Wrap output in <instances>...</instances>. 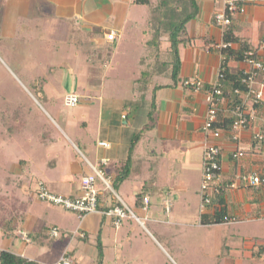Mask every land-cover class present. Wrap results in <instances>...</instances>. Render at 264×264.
Listing matches in <instances>:
<instances>
[{
  "label": "crops",
  "instance_id": "obj_1",
  "mask_svg": "<svg viewBox=\"0 0 264 264\" xmlns=\"http://www.w3.org/2000/svg\"><path fill=\"white\" fill-rule=\"evenodd\" d=\"M225 1L198 0L199 14L187 24L191 43L180 47L182 79L198 78L207 85L214 81L222 56L210 47L222 40L223 32L213 23V14L223 7ZM239 1L240 10L233 13V33L256 47L264 36V0ZM141 6L132 4L131 0H0V60L14 71L27 73L24 61L28 59L32 64L35 63L29 56H51L52 52L61 49L60 46L64 48V44L75 48L80 41L86 40L83 45L87 49V53L79 52L81 55L74 51L66 61L67 69L63 67L65 62L57 63L53 69H48L47 64L46 72L62 73L59 78L55 74L52 76V82H59L58 85H51V79L47 76L43 77L45 80L41 85L43 101L51 107V112L41 107L52 124H47L43 117L35 118L36 114L20 105L17 106L22 110L26 123L20 130L13 131L4 122L10 120L6 114V111L11 113L10 109L3 111L0 116V125L3 130H7L8 140L25 139V129L32 125L36 133L31 139L41 145H54L53 157L56 158L38 167L41 169L40 174L31 168L30 159L24 156H16L8 162V173L11 174L8 180L14 179L10 182L22 192L19 197L13 198L17 203L21 200L23 206L21 208V204L12 203L8 216L1 223L12 219L10 226L15 228L14 232L3 235L17 238L20 243L15 249H10L6 248L8 241L4 240L0 249L42 264H56L62 251L69 248L76 264H96V243L100 232L102 264H132L127 259L119 261L123 256L119 249L122 237L128 236L129 231L123 227V223L129 217L116 227L112 218L101 212L118 203L116 195L133 212L136 221L142 224L141 218L132 208L145 220H150L153 226L156 222L168 223L170 214L177 210L181 209L185 214L191 196L194 197L197 218L213 210L219 199L218 194H221L227 214L236 218L228 222L255 221L264 217V189H255L236 181L240 174L264 171V96L257 109V118L240 130L236 140H232L229 132L222 131L219 138H213L203 130L208 110L203 89L192 90L181 85L159 88L156 91L155 126L145 130L135 142L131 151L129 175L116 189L120 194L110 186L117 168L128 155L134 132L147 121V106L138 103V100L142 103L149 99L150 93L140 99V93L134 90V80L139 75L140 66L148 62V56L142 53L148 37L144 32L147 19L141 26L138 25V8ZM110 30L116 32L112 42L105 38ZM231 47L236 48L238 44L232 43ZM84 54L87 57H83ZM17 55L22 56L20 62H17ZM150 56L155 67V58ZM229 65L233 70L243 67L241 61L230 62ZM155 82L169 83L168 74L165 71L163 74L156 72L151 82H148V88H152ZM52 88L56 90L52 92ZM63 88L67 91L64 92ZM66 94L76 95L81 104L75 105L76 110L64 113L59 109L57 113L59 98H65ZM6 106L14 109L9 101H3L0 110ZM52 109L56 110L58 117H55L59 120L53 117ZM71 119L85 132L83 130L80 134L72 129ZM47 126L52 129L47 130ZM1 128L0 134L4 136L5 131H1ZM43 130H46V134L42 133ZM89 130L93 132L95 145L92 140L83 137V133ZM258 133L262 134L261 139L255 137ZM99 140L108 141L110 147L98 146ZM209 142L220 147V174L213 183L214 189L209 192L211 203L202 206L200 185L203 156L205 144ZM76 143L84 144L88 154H83ZM236 150L243 151L244 155L234 158L232 152ZM102 158L106 159L105 163L101 161ZM90 164L104 171L111 187L96 179L98 212L86 214L78 219L77 224L66 216L71 210L44 203L36 197L37 181H42L53 193L69 197L79 195L80 178L92 173ZM230 182H236L237 186L228 187ZM140 193L148 197L147 203L137 200ZM169 203V209H166ZM217 224L224 223L200 225L210 227ZM52 226L58 228L59 236L56 239L50 237L48 229V238L55 239L50 243L43 239L39 243L32 242L30 238L27 242L22 239L23 234L29 236L32 232ZM76 230L83 232L84 237L74 234ZM263 238L251 236L247 239V245H241L242 254H231L237 264L244 258L250 264L258 261L264 263ZM26 243H34L38 249L27 255Z\"/></svg>",
  "mask_w": 264,
  "mask_h": 264
},
{
  "label": "rangeland",
  "instance_id": "obj_2",
  "mask_svg": "<svg viewBox=\"0 0 264 264\" xmlns=\"http://www.w3.org/2000/svg\"><path fill=\"white\" fill-rule=\"evenodd\" d=\"M155 3V1H153ZM139 11V23L138 25L141 26L143 22L147 19L146 23L150 20L151 15V8L148 6H141L138 8ZM144 15V16H143ZM143 16V18H141ZM135 26V25H134ZM80 40H76V42H79ZM86 43V40L80 41L79 45L76 44L75 48H70V45L64 44V48L61 47L60 50H57L56 52H52L53 55L48 56L45 54V56H40L34 54L33 56H29L28 58L32 61H35L34 64L31 63L28 59L24 61L26 64L25 71H28L27 73L14 71L9 66H6L1 60H0V106L2 105L3 101H9L10 104H13L14 106L20 105L24 107L28 112H32L35 115V118L39 119L40 117H43L44 121L47 122V124H52V120L47 116L46 112L44 111V107L48 112L50 110V106L44 103L43 99L44 96L42 95V88L39 87V89H34L32 87V84L29 80V75L37 74L39 77L47 76L51 79L50 84H59V82H52V76L54 74L56 75V78L61 77V72H54L49 73L46 72L47 64L48 69H53L57 63L62 64L61 62H65L71 58L70 55L73 54L74 51L85 52L87 53L86 47L83 45ZM166 47V43H162V48ZM142 53L144 55L148 56V65L147 63L140 66V72L141 71H148V74L154 76L156 72L153 73L154 63L152 62V58L150 56V50L149 48L142 49ZM80 54V53H79ZM82 54V53H81ZM80 54V55H81ZM79 56V55H78ZM83 57H87V55H82ZM17 62L21 60L22 56L17 55L16 56ZM64 63V64H65ZM63 64V67L65 69L68 68V64ZM140 72L139 75L140 76ZM27 74V75H26ZM147 74V75H148ZM67 75V74H65ZM35 76V75H34ZM159 78V77H158ZM149 79V76H146L144 78ZM160 81H164V79L159 78ZM58 80V79H57ZM55 81V80H53ZM46 90V89H45ZM56 90L55 88H52V92ZM63 91L66 92L67 89L63 88ZM142 93V92H141ZM44 94V93H43ZM148 95V92L145 90L144 95ZM140 95V94H139ZM58 101V99H57ZM78 98L74 105H66L64 96L59 98V101L56 105L57 107V113L60 109V112L65 111L66 113L69 110H76L75 105L78 104ZM43 108H42V107ZM12 110L11 107H4L2 110H0V116L2 115V112L5 110ZM15 110V108H14ZM16 112L13 113L14 117L17 115L19 116V108L18 110H15ZM27 112V113H28ZM22 113V110H21ZM52 113L54 114L53 117L56 120H59L57 118L56 110L52 109ZM70 113V112H69ZM7 117L10 116L11 113L7 112ZM12 115V114H11ZM57 116V117H55ZM79 116H83L82 114H79ZM5 117V116H3ZM20 117V116H19ZM33 118V117H32ZM16 120H19V118H15ZM47 120L51 121L49 123ZM61 120V119H60ZM78 120L82 121V118H79ZM4 122L7 124V121L4 120ZM71 128L76 129L78 133H82L84 128L78 125L77 122L74 119H71ZM80 123V122H79ZM1 124V121H0ZM55 127L56 126H53ZM1 128V125H0ZM54 128V129H55ZM4 128H1V131H5V134H0V246L3 245L4 240L5 242L8 241V245L6 248H12L15 249L16 246H18V243H20L17 238H12L11 236L4 237L3 231H2V224L1 221L3 218H6L8 216V212L11 209V204H21V208L23 206V203H21V200L17 201L14 200V196L19 197V195L22 194V192L15 187L16 184L13 182H10L14 179L8 180V176L11 175L8 173V162L10 160H13L16 156H24L25 159H30L31 168L34 169L37 174H40L41 169H38V167L44 166V162L48 161L51 162V160H56L55 157H53V150L55 148L52 144H39L35 142L32 138V135L36 133V130L33 129L32 125L28 126L27 130L25 129V132L27 131V135L25 139H7V130H3ZM48 130V128L46 127ZM57 130V128H56ZM54 131V130H53ZM85 132V130H84ZM42 133L46 134V130H43ZM83 137H87L88 140H92L95 145V141L93 139V132L88 131L86 134L83 133ZM77 147L83 154H88L85 151V145L76 143ZM74 152L76 153L75 149ZM46 154L52 155L51 157H47ZM74 155V154H73ZM78 156L81 158L80 153ZM78 157V159H80ZM43 169V168H42ZM13 175V174H12ZM81 181V178H80ZM39 182V181H37ZM116 193L120 194L117 190ZM37 197V196H36ZM39 200V199H38ZM41 201V200H39ZM44 203H47L45 201H42ZM173 203V202H172ZM173 205V204H172ZM155 206V205H154ZM175 209V208H174ZM132 210L137 214L142 221V224H140L138 221H136L133 217H129L128 219H125L123 223V227L128 229V236H123L122 238V244L120 246V250H122V258L119 259H127L132 264H237V262L232 257L231 254H242L241 252V245H247V239L251 236H257V237H264V217L260 218L259 220L251 221V220H245L240 221L239 223L234 222H228L224 224H217L213 226H201L200 220L197 218V212L196 206L194 202V197L191 196L189 200V208L188 211L184 214V212L180 210H177V212H172L169 216V222H156L153 226L151 224L150 220H145L142 215H139L138 212L132 208ZM74 212L68 211L66 216L73 220L75 223L78 222V217ZM151 215V214H149ZM196 216V217H195ZM157 226L159 229H157ZM78 233L79 230H76L74 234ZM124 233V232H123ZM59 236V231L57 232L56 237ZM80 236V235H79ZM56 237H54L56 239ZM52 239V240H55ZM59 238H57L58 240ZM72 239V238H71ZM264 239V238H263ZM22 244V242H21ZM27 244V243H26ZM34 244V243H33ZM33 244H27V255H31L33 252H35L37 248ZM68 246V245H67ZM47 249V248H44ZM43 249V250H44ZM67 251H69V248H66ZM64 249V251L66 250ZM18 250V249H17ZM235 253H233V251ZM46 251V250H45ZM62 251V253L64 252ZM61 253V254H62ZM59 255V257L61 256ZM126 256V257H125ZM58 257V259H59ZM248 259L244 258L241 261L238 262V264H250L248 263ZM257 264H264L261 261L256 262ZM252 263V264H256Z\"/></svg>",
  "mask_w": 264,
  "mask_h": 264
},
{
  "label": "trees",
  "instance_id": "obj_3",
  "mask_svg": "<svg viewBox=\"0 0 264 264\" xmlns=\"http://www.w3.org/2000/svg\"><path fill=\"white\" fill-rule=\"evenodd\" d=\"M155 1V3H153ZM238 7L241 6V1L235 0ZM132 4H138L151 8L150 20L147 24V29L144 31L147 33V40L145 45L149 48L150 55L155 58V67L153 72H160L163 74V71L168 74L169 83L161 84L156 83L152 88H148V82H151L150 75L148 71H141L140 76L134 80V90L138 91L141 96L144 95V91L150 93L149 99L138 103L144 104L147 106L146 114L147 121L144 126L134 132V136L131 139L128 148V155L124 159L123 163L117 168V172L114 175V178L110 182V186L116 190L119 183L127 178L130 172V162H131V151L134 147L135 142L140 136L145 132L155 126L157 120V98L156 91L163 86H176L181 85L185 88L192 90H201L204 86L207 87V84H203V87L196 89L194 86H184L183 81L180 76V47L189 45L191 43V37L188 35L187 24L197 17L200 11V6L198 0H131ZM232 22L223 32V41L237 43L238 47H225V48H216L214 45L210 48H214L221 56L218 70L219 77L218 82L220 88L222 89V98L217 103L218 114L217 122H215V127L224 132H229L231 129L232 120L234 116L231 113L232 108H234L241 100L240 95L234 92V89L244 88V83L242 82L243 72L242 69L233 70L229 65L230 62L241 61L244 57V53L247 50L253 49L256 51L255 47L250 46L246 41L240 39L237 35L233 33V14H231ZM166 43V47L162 48V43ZM163 65V66H162ZM159 67V68H158ZM164 67V68H162ZM155 70V71H154ZM148 74V75H147ZM29 80L31 81L32 87L34 89H39L44 82L43 77H36L34 75H29ZM149 76V79L144 78ZM152 77V75H151ZM142 92V93H141ZM223 99V100H222ZM259 107V106H258ZM257 107V108H258ZM15 110H18V106H14ZM13 108L10 110L11 114L9 116L10 120L7 121L8 128L11 130H20L25 126V120L22 117L21 110L19 109V116L13 115L15 111ZM19 118L16 120L15 118ZM48 127V126H47ZM48 129H52L50 126ZM230 133V132H229ZM45 137V136H43ZM42 137V138H43ZM215 180L210 182L208 194L213 188V183ZM38 184V183H37ZM229 185V183H228ZM229 187V186H228ZM37 188V187H36ZM214 189V188H213ZM145 196L143 193L137 195V200L140 202ZM219 199H217L216 204H214L213 210L211 212L202 213L199 217L200 224H216V223H226L231 219L236 220L234 216L228 215L226 208L223 205L221 194H218ZM38 198V197H37ZM39 199V198H38ZM211 199V195H210ZM40 200V199H39ZM48 203V202H47ZM211 203V200L210 202ZM208 203V204H209ZM51 204V203H50ZM207 204V205H208ZM54 205V204H53ZM60 206V205H59ZM12 220V219H11ZM11 220L3 223V233L14 232L15 228L11 227ZM53 227V226H52ZM48 227L37 232H32L28 236L30 240L34 243H39L42 239L47 243L52 241L51 238H48L47 232ZM5 236V235H4ZM82 238V237H81ZM96 248L98 251V259L96 264H102V243L100 241V232L97 235ZM261 253V252H260ZM69 254L72 255V252L69 251ZM0 264H42L33 259H29L25 256L15 254L9 250L0 249Z\"/></svg>",
  "mask_w": 264,
  "mask_h": 264
},
{
  "label": "built area",
  "instance_id": "obj_4",
  "mask_svg": "<svg viewBox=\"0 0 264 264\" xmlns=\"http://www.w3.org/2000/svg\"><path fill=\"white\" fill-rule=\"evenodd\" d=\"M240 10L235 0H226L223 7L216 10L213 14V23L224 32L225 29L231 24V14ZM116 32L110 30L106 33L105 38L107 41H114ZM216 48L231 47V42L223 41V39L214 45ZM253 49L247 50L244 53V57L241 60L243 63L242 72L244 88H235L234 92L240 95V102L231 110L234 119L232 120L230 137L232 140L238 138L240 130L244 129L257 118V107L263 102L264 96V36L261 37L258 45ZM219 70H217L214 81L208 84L207 87H203V82L198 78L189 79L186 78L183 81L184 86H194L196 89H203L208 102V110L203 123V130L211 135L213 138H219L222 134V130L214 128L215 122H217L218 107L217 103L222 98V89L219 82ZM201 89V90H202ZM77 96L74 94L65 95V104L74 105L77 101ZM223 100V99H222ZM262 125L264 127V117L262 119ZM256 138L261 139L262 134L255 135ZM97 145L103 148H109L110 143L105 140H99ZM203 167H202V179L200 185L201 202L202 206L210 202V194L208 189L210 182L215 180L220 174V162L219 154L220 147L217 144L211 142L206 143L204 147ZM232 155L235 157H242L243 151H233ZM101 161L105 163L106 159L102 158ZM92 169L91 174H87L81 177L80 188L81 193L75 197H69L61 194H56L50 191L46 185L39 181L36 188V196L41 200L54 205H60L65 209L75 212L78 218L82 219L88 213L98 212V189L95 185L96 179H100L103 183L111 189L108 183V179L104 175V171L101 168L90 164ZM237 182H242L244 185L255 189H264V171L263 172H250L243 173L238 176ZM229 187H236V182H230ZM112 192H114L112 190ZM116 195V194H115ZM118 203L111 208L101 211L106 216L112 218L113 224L117 227L121 224V221L126 217L135 218L133 212L118 198ZM142 201L147 203L148 197L143 196ZM169 204H166V209H169ZM233 220V219H231ZM58 232L57 227L49 229V236L56 237ZM80 237H84L83 232H79ZM24 241H29V237L26 234L22 235ZM56 264H76L69 251L65 250Z\"/></svg>",
  "mask_w": 264,
  "mask_h": 264
}]
</instances>
